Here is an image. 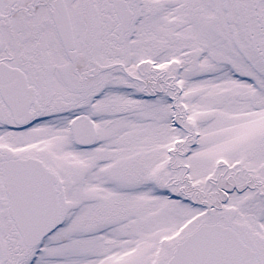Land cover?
<instances>
[{
	"label": "snow or ice",
	"instance_id": "1",
	"mask_svg": "<svg viewBox=\"0 0 264 264\" xmlns=\"http://www.w3.org/2000/svg\"><path fill=\"white\" fill-rule=\"evenodd\" d=\"M0 264H264V0H0Z\"/></svg>",
	"mask_w": 264,
	"mask_h": 264
}]
</instances>
